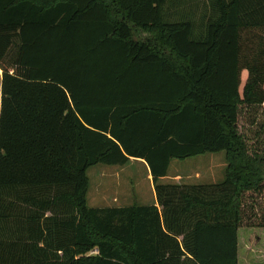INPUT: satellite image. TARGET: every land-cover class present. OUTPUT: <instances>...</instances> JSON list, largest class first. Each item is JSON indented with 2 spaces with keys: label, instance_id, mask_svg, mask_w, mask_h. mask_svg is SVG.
<instances>
[{
  "label": "trees",
  "instance_id": "obj_1",
  "mask_svg": "<svg viewBox=\"0 0 264 264\" xmlns=\"http://www.w3.org/2000/svg\"><path fill=\"white\" fill-rule=\"evenodd\" d=\"M199 1L0 0V264L261 263L264 0H206L196 32ZM222 151L223 183H158ZM131 159L158 206L88 207V170Z\"/></svg>",
  "mask_w": 264,
  "mask_h": 264
},
{
  "label": "rangeland",
  "instance_id": "obj_2",
  "mask_svg": "<svg viewBox=\"0 0 264 264\" xmlns=\"http://www.w3.org/2000/svg\"><path fill=\"white\" fill-rule=\"evenodd\" d=\"M205 1L200 0L198 3V15L194 18L196 32L202 30L201 16L203 13L208 14ZM182 17L183 10L172 15V19L179 20ZM255 120L253 123L254 120L243 114L239 122L240 132L246 136L250 146L264 150V130H261V126L264 124V115ZM226 167V152L208 153L184 160H172L169 176L172 178L175 174L180 173L184 177H190L191 180L188 182L192 184L218 185L225 180ZM87 175L89 178L87 205L90 208L128 207L135 204L154 205L153 183L148 178L146 167L141 163L132 162L124 167L100 164L90 168ZM246 211L250 212L249 207ZM255 214H258V219H253L252 222L262 223L263 200L259 201L258 206L255 207ZM255 244L257 247L256 260L261 262L260 264H264V241L258 239ZM93 254L91 252L88 255Z\"/></svg>",
  "mask_w": 264,
  "mask_h": 264
},
{
  "label": "crops",
  "instance_id": "obj_3",
  "mask_svg": "<svg viewBox=\"0 0 264 264\" xmlns=\"http://www.w3.org/2000/svg\"><path fill=\"white\" fill-rule=\"evenodd\" d=\"M1 84H2V71L0 69V102H1V97H2V94H1ZM132 162L141 163V164H143L146 167L147 174H148V178L153 183V186L152 187L154 188V200H155L154 201V205L158 206L156 188H155V184L153 182V177L151 175V172H150L149 167L147 166V164L145 163V161H143L141 159H131L130 163H132ZM188 180H191L190 177H188V176L187 177H184L180 173H177V174H175L174 177L170 178L169 173H168V176L167 177H164V178H161L158 183L160 185H180V186H195V185H199V184H192V183L188 182ZM142 206H152V205H142ZM159 209L161 210L160 207H159Z\"/></svg>",
  "mask_w": 264,
  "mask_h": 264
}]
</instances>
